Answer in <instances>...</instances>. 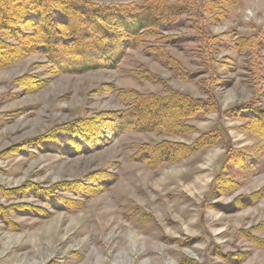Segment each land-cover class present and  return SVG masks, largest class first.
Returning <instances> with one entry per match:
<instances>
[{"label":"rangeland","instance_id":"374dc122","mask_svg":"<svg viewBox=\"0 0 264 264\" xmlns=\"http://www.w3.org/2000/svg\"><path fill=\"white\" fill-rule=\"evenodd\" d=\"M170 1L187 4L188 10L161 31L164 38L149 36L143 46L127 50L115 69L53 75L38 52L0 67V152L23 144L17 153L0 157V189L84 179L102 185L88 198L57 191L62 199L82 203L74 211L43 194L6 198L0 193L2 206L25 202L41 209L9 212L15 228L0 219V264H264V149L242 131L241 119L209 110L186 121L194 127L187 134L126 130L90 149L74 148L66 135L29 143L60 124L123 108L125 103L106 90L111 85L157 94L172 89L207 99L221 112L252 101L264 108V57L251 62L234 48L236 38L264 28V0L216 1L224 11L216 21L211 19L218 10L202 6L211 0ZM167 57L180 65L182 77L172 73ZM136 70L159 80L139 79ZM23 75L45 84L26 91L16 83ZM215 131L218 142L176 161L152 168L131 158L144 143L189 145ZM230 155L241 156V167L227 161ZM99 173L110 176L94 183ZM226 180L236 187L222 191Z\"/></svg>","mask_w":264,"mask_h":264},{"label":"trees","instance_id":"16d2710c","mask_svg":"<svg viewBox=\"0 0 264 264\" xmlns=\"http://www.w3.org/2000/svg\"><path fill=\"white\" fill-rule=\"evenodd\" d=\"M216 1L219 0H211L205 6L202 5L210 11L218 10L216 13L214 11L215 17L211 19L214 21L221 20L224 15ZM221 1L224 2L220 0L219 3ZM226 1L235 4L238 0ZM186 9L188 10L187 4L170 0H144L141 3L128 4H97L90 0H0V67H6L30 53L38 52L46 57V62L50 65L49 72L53 75L78 74L101 68L115 69L126 51L143 46L147 37L158 35V38H164L161 31L170 30L177 19L185 14ZM86 35L89 40L85 39ZM102 38L104 40L101 42ZM154 45L153 50L159 52L158 45ZM234 48L239 54H246L251 62L264 57V28L252 35L236 38ZM165 60L175 76H183L180 65L175 60L170 57ZM134 73L139 79L152 82L159 80L147 71L136 70ZM16 83L31 92L42 87L45 81L32 75H23L16 79ZM106 90L114 93L125 106L60 124L43 135L30 139L29 143L41 145L56 140L58 135H66L70 136L68 143L71 142L74 148L79 149L83 144L90 149L95 148L101 140L126 130L183 135L194 129L186 124L187 120L213 110L241 119L242 131L256 137L260 147L264 149V108L254 101L221 112L218 105H212L207 99L193 98L172 89L166 90L164 94H157L114 88L111 85ZM218 138L215 131L200 135L189 145L168 140L154 144L144 143L131 158L143 161L153 168L163 162L179 160L201 147L218 142ZM22 147L23 144L10 146L0 152V157L15 154ZM227 153L229 155V151ZM227 161L235 166H240L243 162L240 155H230ZM223 166L221 170L224 169ZM99 174L93 178L94 183L110 176ZM88 182L90 181L85 179L60 181L49 187H39L35 183L27 182L15 188H2L0 193L6 198L24 197L29 193L36 196L43 194L47 198L54 197L56 202L74 211L81 207V202L65 200L55 194L57 191L68 190L77 196L88 198L97 194L102 186H90ZM234 187L235 181L226 180L221 188L222 191H230ZM252 196L257 197L259 194L254 193ZM27 209L37 213L41 210L40 207H33L25 202L6 207L0 205V219L9 228H15L16 225L10 221L8 213Z\"/></svg>","mask_w":264,"mask_h":264}]
</instances>
